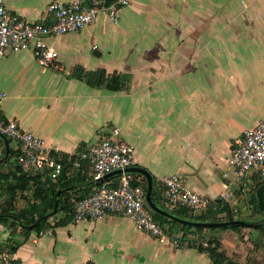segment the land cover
Returning a JSON list of instances; mask_svg holds the SVG:
<instances>
[{
    "label": "crops",
    "instance_id": "0c3cea01",
    "mask_svg": "<svg viewBox=\"0 0 264 264\" xmlns=\"http://www.w3.org/2000/svg\"><path fill=\"white\" fill-rule=\"evenodd\" d=\"M53 1L4 0L8 12L29 22L43 21ZM47 43L59 52L57 67H41L29 51L6 53L1 119L17 121L66 160L118 128L119 139L135 149L136 167L154 179L181 175L194 192L220 197L237 140L264 121V0H132L118 23L101 16ZM79 74L95 81L98 74L106 81L119 75L122 83L113 91ZM91 187L81 182L77 189L85 194ZM261 190L257 175L233 190L237 218L264 219L252 203ZM49 222L52 235L27 237L0 223L3 252L25 264H213L194 246L160 245L122 215ZM229 232L239 234H211L223 251ZM12 240L20 243L14 252Z\"/></svg>",
    "mask_w": 264,
    "mask_h": 264
},
{
    "label": "built area",
    "instance_id": "2783aa9c",
    "mask_svg": "<svg viewBox=\"0 0 264 264\" xmlns=\"http://www.w3.org/2000/svg\"><path fill=\"white\" fill-rule=\"evenodd\" d=\"M131 2L132 0H113L112 3L105 0H75L62 3L55 0L49 4L43 21L29 22L8 12L4 0H0V67L7 52L26 51L32 52L41 67H57L60 55L54 45L47 43L48 38L80 32L101 16L118 23L120 11ZM6 98L7 95L0 91V110ZM0 134L19 151L17 161L24 174L56 181L64 172V158L58 149L48 146L41 137L22 129L17 121L0 118ZM119 136L120 130L114 128L99 143L67 158L78 171L86 167L96 183L93 192L76 205L74 220L97 221L109 214L122 215L160 245L170 244L179 248L181 237L167 233L146 205L147 189L142 180L126 173L127 169L136 167L135 149L121 141ZM118 171H121V175L114 182L104 181L107 175ZM250 175H257L264 182V121L245 131L243 137L237 140L228 159V169L223 173L225 190L219 198L224 203L232 202L233 190ZM157 184L162 189V199L168 211L184 208L197 215L215 201L188 188L184 177L178 174L163 175L157 179ZM39 234L52 235V230ZM0 264L25 263L2 252Z\"/></svg>",
    "mask_w": 264,
    "mask_h": 264
},
{
    "label": "trees",
    "instance_id": "16d2710c",
    "mask_svg": "<svg viewBox=\"0 0 264 264\" xmlns=\"http://www.w3.org/2000/svg\"><path fill=\"white\" fill-rule=\"evenodd\" d=\"M105 1L107 3L113 2V0ZM94 76L90 74L78 75V77L87 80L88 83L93 85L95 84ZM95 82L99 87L106 86V88L113 91H117L122 83L119 75L113 76L110 80L106 81L104 76L100 74H98V80L96 79ZM18 154L19 151L10 142V159L6 164L0 166V223L11 229L12 236L21 229V233L27 237L33 231L38 233L47 232L51 228L49 220L52 218H59V222L55 224L56 226L63 225L72 220L75 216L76 205L93 192L91 187L85 194H81L77 189L79 183L85 182L95 187L89 170L83 167L80 172H77L73 162H68V160L64 159L65 170L59 179L56 181L51 179L43 180L40 177H34L22 172L17 161ZM5 155V143L0 139V160ZM134 177L139 178L137 175ZM144 181H146L145 178ZM31 193L32 197L30 198ZM153 200L158 206L166 209L165 202L162 199V190H160L157 184V179H155ZM252 203H256L258 214H264V191L261 190L259 195L252 200ZM171 212L177 217L202 223L242 220L241 218H237L238 213L231 209V205L224 203L220 198L216 199L205 211L197 215L192 214L184 208ZM153 215L155 220L163 226L167 233L181 237L180 247L183 245L194 246L200 252L206 253L213 264H240L226 255V252L222 250L221 240L216 234L207 238L206 241H200L199 234L210 231L219 233L226 230L241 233L245 229L244 227L233 226L221 229L193 228L155 213ZM224 215H226V218ZM37 223L39 225L31 230L30 227L35 226ZM249 230L256 233L258 238L264 235V225ZM253 242L256 245L260 244L258 239ZM19 246L20 243L14 240L9 244L12 252L16 251ZM3 251L4 247L0 246V254Z\"/></svg>",
    "mask_w": 264,
    "mask_h": 264
},
{
    "label": "water",
    "instance_id": "95a60500",
    "mask_svg": "<svg viewBox=\"0 0 264 264\" xmlns=\"http://www.w3.org/2000/svg\"><path fill=\"white\" fill-rule=\"evenodd\" d=\"M0 139H2L5 143L6 148V155L5 157L0 160V166L6 164L10 159V142L9 140L0 134ZM126 173L133 174V175H142L147 180V194H146V205L148 208L155 214H158L162 217L168 218L170 220H173L175 222H178L182 225L190 226L193 228H205V229H221V228H228L233 226H240V227H246V228H254L260 225H264V219L259 222H247L242 220H236L232 222H221V223H202L197 222L193 220H188L184 218H180L175 216L171 211H168L167 209H164L163 207L158 206L154 200H153V191L155 187V179L151 175L150 172H148L146 169L140 168V167H132L126 170ZM121 175V171L114 172L110 175H107L104 179V181H108L109 179L113 177H118ZM57 208V207H56ZM56 211V210H55ZM39 223H37L35 226L30 227L31 230L35 229Z\"/></svg>",
    "mask_w": 264,
    "mask_h": 264
},
{
    "label": "rangeland",
    "instance_id": "374dc122",
    "mask_svg": "<svg viewBox=\"0 0 264 264\" xmlns=\"http://www.w3.org/2000/svg\"><path fill=\"white\" fill-rule=\"evenodd\" d=\"M208 233V234H207ZM200 233V241H206L207 238L212 236V232ZM229 232V234L224 236L223 249L226 253L233 251L232 259L240 264H264V242L263 236L261 238L257 237V234L249 229H244L241 233L234 234ZM254 235V236H253ZM259 241V245H256L253 241ZM228 241L231 243H228ZM241 246V249L238 247Z\"/></svg>",
    "mask_w": 264,
    "mask_h": 264
}]
</instances>
